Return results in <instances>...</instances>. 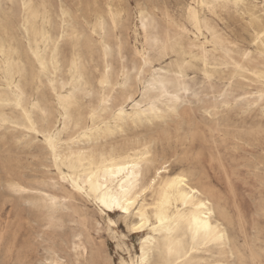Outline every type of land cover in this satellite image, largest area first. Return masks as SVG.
<instances>
[{
    "label": "bare ground",
    "instance_id": "1",
    "mask_svg": "<svg viewBox=\"0 0 264 264\" xmlns=\"http://www.w3.org/2000/svg\"><path fill=\"white\" fill-rule=\"evenodd\" d=\"M55 2L0 0V131L12 126L42 133L54 166L71 189L97 204L109 223H113L110 210L135 218L125 222L130 230L143 231L139 253L120 264H261V251L253 244L244 249L237 243L232 206L226 198L210 181L202 183L190 172L171 169L167 154L156 149L154 140H137L109 151L58 150L60 134L69 125L79 138L92 141L122 132L128 124L137 126L176 113L188 86L182 67L170 77L162 67L151 66L152 51H183L178 50L182 47L178 40L172 41L169 27L164 34L157 30L152 10L138 11L146 46L135 50L128 65L122 33L125 9L119 0H106L104 9L93 1L87 13L75 16L64 0ZM79 4L75 12H82ZM228 5L240 9L252 28L254 50H243L238 60L226 46L231 41L221 39L206 16V12L217 15ZM186 13L195 30L188 57L207 68L211 55L207 45L219 47L237 72L259 83L247 93L250 105L264 102V14L247 0H191ZM166 19L168 26L175 23ZM134 82L139 87L134 88ZM26 85L34 91H27ZM85 96H95L96 102L83 113ZM50 103L57 108V123L41 130L35 113L46 116ZM224 103L228 105L227 100ZM4 172L0 207L7 202L16 208L23 204L42 216L43 229L34 239L45 255L32 259L35 249L28 243L18 248L15 233L1 227L0 264L12 260V264H66L61 251L47 244L66 221L67 196L25 183L10 169ZM58 237L60 243L66 242ZM70 241L88 264L103 262L100 250L89 248L81 232L72 233Z\"/></svg>",
    "mask_w": 264,
    "mask_h": 264
},
{
    "label": "rangeland",
    "instance_id": "2",
    "mask_svg": "<svg viewBox=\"0 0 264 264\" xmlns=\"http://www.w3.org/2000/svg\"><path fill=\"white\" fill-rule=\"evenodd\" d=\"M93 1L100 8H105L106 0H64V5L75 16L87 13ZM119 1L125 9L126 27L122 33L126 63L130 65L135 59L136 49L146 46L139 27L138 11L152 10L157 30L163 33L169 27L172 41L178 40L182 46L178 50L183 51H152L151 66L162 67L170 77L179 66L182 67L188 91L183 93L176 113L168 112L162 118L143 121L137 126L128 124L122 132L116 131L97 140L79 138L76 129L69 125L60 134L58 150L63 153L70 148L85 152L109 151L137 140H154L156 149L167 154L171 169L190 172L202 183L210 181L226 198L232 206L231 214L235 221L233 233L237 243L244 249L253 244L261 251V264H264V102L250 105L247 94L259 83L250 75L237 72L225 52L219 47L215 50L211 44L207 45L211 51L207 68L200 60L188 57L187 52L195 35L186 15L191 0ZM78 2L79 7L83 8L82 12H75ZM247 5L254 6L255 10L264 14V0H247ZM206 13L220 38L231 41L226 46L231 48L235 60L239 59L243 50H254L252 28L240 9L228 5L226 10L219 11L217 15ZM167 16L175 23L168 26ZM54 17L57 20L55 14ZM90 70L94 75L95 69ZM136 87L139 86L134 82ZM26 89L34 91L29 85H26ZM224 92L226 96L221 95ZM225 100L228 105L224 103ZM95 102V96L83 97L82 112L86 113L89 105ZM48 106L46 116L35 113L41 130L57 123V108L53 103ZM61 168L65 171L64 166ZM4 169L14 171L25 183L39 189L50 188L58 196H67L69 209L64 211L66 221L59 231L52 232L53 240L47 244L61 251L66 264H88L72 247L70 237L74 232L82 233V240L89 248L100 250L101 264H120L123 259L139 253L143 231L130 230L125 222L135 218L126 219L119 211L110 210L113 223H109L97 204L71 189L54 166L42 133L37 134L26 128L13 129L12 126L0 131V178L5 177ZM43 226L42 216L23 204L16 208L7 202L0 207V228L15 233L18 248L25 243L32 246L35 249L32 259L45 255L34 239ZM58 236L65 238L66 242L60 243ZM3 253L4 245H1L0 263L4 258ZM12 263L8 261L6 264Z\"/></svg>",
    "mask_w": 264,
    "mask_h": 264
},
{
    "label": "snow or ice",
    "instance_id": "3",
    "mask_svg": "<svg viewBox=\"0 0 264 264\" xmlns=\"http://www.w3.org/2000/svg\"><path fill=\"white\" fill-rule=\"evenodd\" d=\"M48 143H49V145L51 146V145L53 144V140H52L51 138H49V139H48ZM117 171H119V170H117Z\"/></svg>",
    "mask_w": 264,
    "mask_h": 264
}]
</instances>
